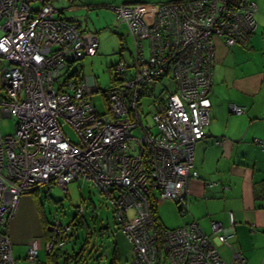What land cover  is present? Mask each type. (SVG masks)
Returning a JSON list of instances; mask_svg holds the SVG:
<instances>
[{
  "label": "built area",
  "instance_id": "built-area-1",
  "mask_svg": "<svg viewBox=\"0 0 264 264\" xmlns=\"http://www.w3.org/2000/svg\"><path fill=\"white\" fill-rule=\"evenodd\" d=\"M58 1L0 0V118H12L15 124L11 134H0V264H14L7 223L19 195L40 187L65 192L75 180L90 182L111 202L114 219L131 247L128 264H242L214 221L209 223L210 235L193 222L157 232L147 197L150 185L157 194L155 203L167 200L186 209L187 181L196 177L194 143L204 137L208 123L211 38L223 35L226 45L242 44L253 29L254 2L111 7L133 44L130 63H117L114 73L129 70L131 78L122 80L117 74L119 80L100 90L105 113L98 115L90 101L97 92L92 77L83 82L80 72L72 71L54 85L59 69L93 55L97 46L92 33H80L59 15L52 4ZM143 40L147 59L140 57ZM165 71H171L176 87L163 96V103H155L151 134L139 119L137 85ZM227 109L243 113L233 103ZM61 123L74 131L75 143L62 134ZM256 143L264 150V143ZM129 209L131 218L125 215ZM228 220L231 224L230 214ZM66 228L57 221L49 226L53 234ZM53 243L51 239L44 244L46 252ZM216 244L230 251L229 262L221 258ZM35 255L31 239L25 253L29 264H34Z\"/></svg>",
  "mask_w": 264,
  "mask_h": 264
},
{
  "label": "crops",
  "instance_id": "crops-1",
  "mask_svg": "<svg viewBox=\"0 0 264 264\" xmlns=\"http://www.w3.org/2000/svg\"><path fill=\"white\" fill-rule=\"evenodd\" d=\"M64 1L66 5L59 8V15L74 22L80 33L87 32L90 24L93 32H88L96 35V54L99 26L94 25H98L99 15L109 21L111 18L102 8L125 4L126 0ZM252 1L254 27L244 44L226 47L219 38L213 39L208 123L203 128L204 137L194 144L192 165L196 177L187 181L186 211L179 213L180 205L174 204L177 215L172 205L160 201L156 203V214L162 226L163 222L177 227L193 221L206 235H210L209 223L214 221L242 257V264H264V151L254 144L264 143V0ZM226 103L243 107L244 113L232 114ZM163 203L169 212L161 216L163 205L159 213L157 207ZM46 224L30 195H19L7 223L14 264H22L18 260L25 259L31 239L36 242L34 263L40 261L38 251L46 242ZM216 248L221 258L229 262L230 251L220 244ZM44 261L47 263L46 258Z\"/></svg>",
  "mask_w": 264,
  "mask_h": 264
},
{
  "label": "rangeland",
  "instance_id": "rangeland-1",
  "mask_svg": "<svg viewBox=\"0 0 264 264\" xmlns=\"http://www.w3.org/2000/svg\"><path fill=\"white\" fill-rule=\"evenodd\" d=\"M164 2H166V0L123 1L125 4H161ZM52 4L57 8H63L66 5V1L62 0L60 2H53ZM111 5L102 8L104 12L111 14L110 21L108 17H101L99 15V20L96 21L98 25H94L95 28L99 26V32L96 29L97 41L99 42L98 52L94 56H85L80 60L65 64L57 71V77L54 84L55 86L58 85L63 78L72 71H80V74L83 77V82H86L88 78L92 77L95 81L97 92L91 93L90 101L95 107V111L98 115L105 113V106L100 95V90H104L111 85L109 82L110 73H108L106 68L119 61L128 63L129 60H131L128 56V52L131 50L133 51L132 41L128 35L125 34L124 27L122 25L115 26L114 13L108 7ZM64 13H66V11H63L62 14ZM89 26L90 24H88V28L91 29V26ZM89 29H87V32L92 31ZM92 34L96 37L95 33ZM142 50V55L146 58L148 51L146 49L145 41L142 42ZM137 87L139 90L138 95H140L138 96L139 112L141 113L140 119L143 124L146 122L148 126H150V133L154 134L155 128L149 116L151 111L149 101L153 96L171 90L172 80L169 77L164 76L160 80L154 81L153 84H139ZM58 122L62 121L59 120ZM14 128L15 124L12 118H0L1 135L11 134ZM60 130L62 134L69 137L71 142L75 143L77 141L74 131L67 124L61 123ZM130 135L134 136V133L131 132ZM129 144L130 143L127 142L126 146ZM23 195H30L35 204L40 208L42 221L45 219L46 222L50 223L53 221L52 217L54 216L55 220H57L62 227L72 219L77 207L82 209L83 214L81 218L88 228L90 233L89 237H91V239L86 245H84L82 259L78 260L76 264H108L112 247H115L117 251L118 260L116 264H128L131 255V247L130 244L120 235V229H118L119 225L115 221L114 214L112 213L113 206L111 202H109V200L106 199L90 182L79 180L71 181L65 186V193L55 187H50L47 193H45L43 188L40 187L33 191L25 192ZM116 195L117 193L114 192V196ZM163 202L172 205L171 209L178 215L177 208L174 206V204L177 203L172 201ZM162 205L163 210L160 212V215H167L169 209H165L164 203L158 205L157 212L159 213ZM125 215L127 218H131L132 210L129 209ZM170 225L171 222L167 224L163 222L164 228H174ZM80 236H82V231L77 230L75 235L73 234V237H76V239H73V242H70L68 247L75 249L80 243ZM44 253L45 248L43 245L38 251V260L40 261L34 264L48 263L44 261ZM96 255L99 256L98 259H96ZM57 259L60 260V258ZM18 262L29 264L26 259H23L22 261L18 260ZM69 264H73V262Z\"/></svg>",
  "mask_w": 264,
  "mask_h": 264
},
{
  "label": "trees",
  "instance_id": "trees-1",
  "mask_svg": "<svg viewBox=\"0 0 264 264\" xmlns=\"http://www.w3.org/2000/svg\"><path fill=\"white\" fill-rule=\"evenodd\" d=\"M190 1H198V0H166V2H164V3H161V4H151V5H173L174 7H176V6L183 5L184 3L190 2ZM139 4H142V3H139ZM117 5H120V4H117ZM117 5H111V6H109V8H111L113 6H117ZM111 11H112V9H111ZM253 15H254V13H253ZM114 20H115L116 25H122L124 27L125 34L127 35V33H126L127 30H126L125 24H123L121 22H117V19L115 18V13H114ZM252 20H253V17H252ZM69 22H72V21H69ZM72 23H74V22H72ZM253 23H254V20H253ZM75 26H76V24H75ZM253 27H254V25H253ZM76 28H77V26H76ZM252 30L247 33L246 40L248 39L249 35L252 33ZM128 37L130 38L129 35H128ZM214 38H219L221 40L222 44L224 46H226V47H231L233 45H241L239 43H234V44H231V45H226L224 43V36L223 35L222 36L221 35H218V36L217 35H214L211 38V42H212V45L211 46H212L213 53H214V47H213V39ZM246 40L242 44H244L246 42ZM144 41L146 42V40H143V41L140 42V44H141V54H140V57L143 58V59H147V57L149 56V53L147 54V57L146 58H144L143 55H142V52H143V50H142V42H144ZM146 49L148 51L147 44H146ZM132 52H133L132 50L130 52H128L129 58L131 57ZM213 53H212V57H211V64L212 65L210 66V69H209V78H210L209 87L211 86V83H212ZM119 62H123V61H119ZM119 62H117V63H119ZM117 63H115L114 65L106 68L107 71H108V73H110V77H109L110 84H112V83L116 82L117 80H119L117 74H119V77L122 80L127 79L129 77V75H130V78H131V71H129V70H127V71L124 70V71L118 72L117 74L114 73V67L116 66ZM129 63H130V60H129V62L127 64H129ZM111 73H112V75H111ZM164 76H167V77H169L172 80V89L169 90V91H167V92H164V93L162 92V93H160V94H158L156 96H153L150 99V101H149V107L151 108V111L149 113L150 120H151V112H152V109L155 108V103L157 101H159L160 103H163L164 102L163 101V96L173 93L175 91L176 83L173 80L171 71H165L161 75H159L157 77H154V78H152V79H150L148 81H141V82H139V84H145V85L146 84H153L154 81L160 80ZM209 87H208V90H209ZM208 90H207V92H208ZM138 92H139V90H137V99H138V96H140V95H138ZM206 97H207V93H206ZM137 103H138V100H137ZM227 104L228 103H226V105ZM138 108H139V103H138ZM242 110H243V113H244V108L243 107H242ZM240 114H242V113H240ZM141 123H143V122L141 121ZM145 124H147V123L145 122ZM152 124H153V122H152ZM148 127L150 129V126H148ZM254 144L257 145L260 148L261 151H264L259 146V144H256V143H254ZM141 157L143 158L142 160L145 161L146 154H142ZM207 184L208 183H206V186H211L212 185V184L211 185H207ZM45 193H47V192H45ZM63 193H65V192H63ZM156 195H157L156 192L154 190H152V188H151L150 185H148V197H147V199H148L149 215H150V218H151V222L153 224V227H154V229L157 232L162 231L164 229L165 230H170V229L172 230L174 228L181 227V226L187 225L188 223H192L193 222V221H191V222H188V223H185L183 225H180V226H177V227H174V228H170V229L164 228L161 225V223L158 221V217H157V214H156V206L157 205H156L155 200H154L157 197ZM164 201H167V200H164ZM79 208L80 207H77L76 208L75 215L72 217V219L68 223H66V225H65V226H67L66 230L59 231L58 234H53V232L49 229V226H52L53 225V221H57V220H55V217L54 216L52 217V219H53L52 222H50V223L47 222V224H46V230H47L46 231V242H48L51 239L54 242L53 245H52V247L50 248V250L47 251V252L45 251V258H46V260H47L48 263L50 262L49 264H69L71 262H73V264H76V262L78 260L82 259L84 245H86L87 242L90 241L91 237H89L90 236V233L88 231V228L84 224V221L81 218L82 217V214H83V211L81 209V212H78V209ZM185 211L186 210H183V211H181L180 209L178 210L179 213L180 212L183 213ZM112 213H113V211H112ZM193 223H195V222H193ZM77 230L82 231V236H80V238H79L80 239V243L78 244V246L75 249H72L71 247H68V246H69V243L70 242H73V239H76V237H73V234L75 235V233L77 232ZM120 235H121V237L126 242H128L121 232H120ZM91 251H92V249H91ZM131 257H132V255H130L129 262L131 260ZM35 258H36V255H35ZM35 258H34V261H35ZM57 258H60V260L57 259ZM98 258H99V256L96 255V259H98ZM117 260H118L117 251H116L115 247H112L111 248V254H110V258H109L108 264H116Z\"/></svg>",
  "mask_w": 264,
  "mask_h": 264
},
{
  "label": "clouds",
  "instance_id": "clouds-1",
  "mask_svg": "<svg viewBox=\"0 0 264 264\" xmlns=\"http://www.w3.org/2000/svg\"><path fill=\"white\" fill-rule=\"evenodd\" d=\"M66 21H67V20H66ZM96 47H97V46H96ZM94 54H95V52H94ZM94 54H93V55H94ZM91 56H92V55H91ZM89 57H90V56H89Z\"/></svg>",
  "mask_w": 264,
  "mask_h": 264
}]
</instances>
